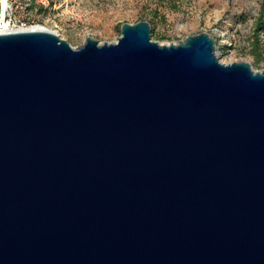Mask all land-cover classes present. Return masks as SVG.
Segmentation results:
<instances>
[{"label":"water","instance_id":"95a60500","mask_svg":"<svg viewBox=\"0 0 264 264\" xmlns=\"http://www.w3.org/2000/svg\"><path fill=\"white\" fill-rule=\"evenodd\" d=\"M150 34L0 32V264H264V69Z\"/></svg>","mask_w":264,"mask_h":264},{"label":"rangeland","instance_id":"374dc122","mask_svg":"<svg viewBox=\"0 0 264 264\" xmlns=\"http://www.w3.org/2000/svg\"><path fill=\"white\" fill-rule=\"evenodd\" d=\"M10 25L40 26L72 47L87 37L113 43L122 23L147 21L159 44L205 32L223 63L264 69V0H0Z\"/></svg>","mask_w":264,"mask_h":264},{"label":"bare ground","instance_id":"6f19581e","mask_svg":"<svg viewBox=\"0 0 264 264\" xmlns=\"http://www.w3.org/2000/svg\"><path fill=\"white\" fill-rule=\"evenodd\" d=\"M29 28H37L40 29H47V28H44V27H40V26H33V27H29ZM29 28H22V27H15L14 25H10L9 23H5V26H4V29L0 30V32H6V31H12V30H16V29H29Z\"/></svg>","mask_w":264,"mask_h":264},{"label":"built area","instance_id":"2783aa9c","mask_svg":"<svg viewBox=\"0 0 264 264\" xmlns=\"http://www.w3.org/2000/svg\"><path fill=\"white\" fill-rule=\"evenodd\" d=\"M7 9L4 7L0 8V30L4 29L5 23H9L7 18H6V12Z\"/></svg>","mask_w":264,"mask_h":264}]
</instances>
